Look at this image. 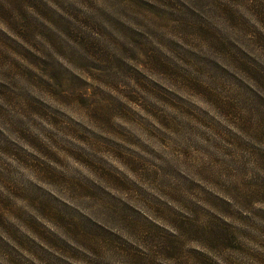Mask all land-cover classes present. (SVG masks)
Returning a JSON list of instances; mask_svg holds the SVG:
<instances>
[{
    "label": "rangeland",
    "instance_id": "rangeland-1",
    "mask_svg": "<svg viewBox=\"0 0 264 264\" xmlns=\"http://www.w3.org/2000/svg\"><path fill=\"white\" fill-rule=\"evenodd\" d=\"M0 264H264V0H0Z\"/></svg>",
    "mask_w": 264,
    "mask_h": 264
}]
</instances>
